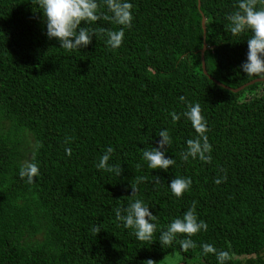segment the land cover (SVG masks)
Wrapping results in <instances>:
<instances>
[{
	"label": "trees",
	"instance_id": "obj_1",
	"mask_svg": "<svg viewBox=\"0 0 264 264\" xmlns=\"http://www.w3.org/2000/svg\"><path fill=\"white\" fill-rule=\"evenodd\" d=\"M200 2L131 0L119 47L93 35L69 52L45 35L36 5L0 0V264H158L175 249L181 264H217L214 254H200L202 242L228 251L227 264H264V81L233 90L255 79L239 68L251 31L234 37L225 28L237 0ZM85 26L123 27L104 18ZM181 96L206 121L207 162L182 158L197 133ZM161 129L174 163L150 169L142 153ZM108 147L119 174L95 167ZM26 160L39 169L31 184L19 176ZM177 176L192 180L180 197L168 187ZM135 199L156 214L153 242L116 219L115 209ZM193 201L207 231L191 237L188 253L175 242L163 248L159 230Z\"/></svg>",
	"mask_w": 264,
	"mask_h": 264
},
{
	"label": "clouds",
	"instance_id": "obj_2",
	"mask_svg": "<svg viewBox=\"0 0 264 264\" xmlns=\"http://www.w3.org/2000/svg\"><path fill=\"white\" fill-rule=\"evenodd\" d=\"M36 5L41 12L45 24V35L49 39H56L59 42V48L66 51H73L77 48L87 47L93 35L96 38L104 40L107 46L115 49L122 43L124 28L131 27L133 19L131 0H103L111 16H105L99 11L98 0H29ZM257 4L261 5L257 7ZM100 18L111 19L116 24L123 26L119 30H93L85 25H89ZM226 31L232 36L237 37L246 30H250L252 35L247 39L248 51L246 59L239 65L240 70L248 77L264 79V0H237L235 10L226 15ZM83 22V23H82ZM180 101L185 102L186 110L183 115L191 121L192 127L197 133L195 139L186 141L187 149L182 153L183 159L199 158L202 161L211 159L208 153L211 152V145L205 135L207 131L206 121L201 115L199 104H191L185 101L181 96ZM173 121L178 117L176 113H171ZM160 137L156 146L151 149H145L142 158L147 162L150 169L167 170L174 159L166 155L167 148L171 144V137L166 129H161ZM70 150L66 149V152ZM113 149L107 150L99 157L95 164L97 169L112 171L114 167L108 164L110 154ZM119 174L120 169L117 167ZM19 176L26 178V182L31 184L39 176V169L34 161H24L19 169ZM144 178H137V183ZM220 183V179L215 181ZM155 183L159 184V177H156ZM192 180L190 177L177 176L170 180L168 187L171 193L180 197L185 191L190 189ZM132 193L136 192V186L131 185ZM116 219L121 221L124 228L134 230V235L141 241H155L154 233L157 231L156 214L150 209V206L141 199H135L128 203L124 208L115 209ZM207 223L197 218L195 212V201L192 207L184 211L182 217H176L171 220L166 228L159 230L158 240L161 246L171 245L174 242L180 245L184 253L190 249L196 248V242L191 239L193 235L201 231H207ZM97 226L94 231L100 232ZM185 234L184 238H178V234ZM200 254L207 256L214 254L217 264H227L230 259L229 252L218 250L213 244L202 242L200 244ZM149 264H151V259Z\"/></svg>",
	"mask_w": 264,
	"mask_h": 264
},
{
	"label": "water",
	"instance_id": "obj_3",
	"mask_svg": "<svg viewBox=\"0 0 264 264\" xmlns=\"http://www.w3.org/2000/svg\"><path fill=\"white\" fill-rule=\"evenodd\" d=\"M201 5V2L199 0V3H198V7H200ZM205 16L203 15L202 16V27H203V38H204V41H203V47L201 49V59H202V66H203V70L204 72L208 75L207 71H206V64H205V58H204V52L205 50L207 49V43H206V25H205ZM212 78V77H211ZM259 81H264V79H259V78H255V79H252L251 81L241 85L240 87L236 88V89H233L234 91H238L240 89H243L245 88L246 86L250 85V84H254L255 82H259Z\"/></svg>",
	"mask_w": 264,
	"mask_h": 264
},
{
	"label": "rangeland",
	"instance_id": "obj_4",
	"mask_svg": "<svg viewBox=\"0 0 264 264\" xmlns=\"http://www.w3.org/2000/svg\"><path fill=\"white\" fill-rule=\"evenodd\" d=\"M182 255L178 250H172L168 254L162 257L158 264H181Z\"/></svg>",
	"mask_w": 264,
	"mask_h": 264
}]
</instances>
